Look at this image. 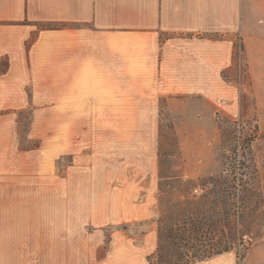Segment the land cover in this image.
<instances>
[{
  "label": "crops",
  "instance_id": "0c3cea01",
  "mask_svg": "<svg viewBox=\"0 0 264 264\" xmlns=\"http://www.w3.org/2000/svg\"><path fill=\"white\" fill-rule=\"evenodd\" d=\"M238 38L248 57L264 48V0H0V264H72L71 228L85 220L70 183L67 202H22L34 195L18 183L23 170H51L54 148H24L20 115L64 116L55 129L75 156L86 130L132 139L135 116L156 114L161 98L215 97ZM37 123L29 136H45ZM110 197L104 212L120 207ZM192 264H264V236L242 259L231 250Z\"/></svg>",
  "mask_w": 264,
  "mask_h": 264
},
{
  "label": "rangeland",
  "instance_id": "374dc122",
  "mask_svg": "<svg viewBox=\"0 0 264 264\" xmlns=\"http://www.w3.org/2000/svg\"><path fill=\"white\" fill-rule=\"evenodd\" d=\"M245 51L238 38L233 66L224 71L225 81L215 84V97L189 93L160 99L156 114L135 116L141 128L132 139L133 132L101 130L100 116H86V125L100 130L84 132L83 143L74 147L80 151L76 156L63 153L62 131L55 129L62 128L64 116L20 115L24 148L44 143L54 148L51 170H23L18 183L34 195L29 191L22 202H67L63 189L70 183L72 213L85 215L71 228L72 264H150L147 256L158 247L162 215L206 193L207 182L226 167L227 149L240 141L250 142L247 156L257 162L264 184V48L249 57ZM116 118L120 125L133 121L132 116ZM36 121L47 129L45 136H29ZM5 183L14 186V180ZM109 197L120 207L104 212ZM263 211L264 205L246 214V225L253 214L258 219L232 250L238 257L258 232L264 233Z\"/></svg>",
  "mask_w": 264,
  "mask_h": 264
},
{
  "label": "trees",
  "instance_id": "16d2710c",
  "mask_svg": "<svg viewBox=\"0 0 264 264\" xmlns=\"http://www.w3.org/2000/svg\"><path fill=\"white\" fill-rule=\"evenodd\" d=\"M249 148L250 142L245 141L228 148L224 171L207 182L211 188L200 197L179 202L171 215H162L158 247L147 256L150 264H192L243 242L258 219L253 214L251 225H246V214L264 205V184L257 162L247 156ZM263 236L258 232V238Z\"/></svg>",
  "mask_w": 264,
  "mask_h": 264
},
{
  "label": "built area",
  "instance_id": "2783aa9c",
  "mask_svg": "<svg viewBox=\"0 0 264 264\" xmlns=\"http://www.w3.org/2000/svg\"><path fill=\"white\" fill-rule=\"evenodd\" d=\"M241 48H242V46H241Z\"/></svg>",
  "mask_w": 264,
  "mask_h": 264
}]
</instances>
